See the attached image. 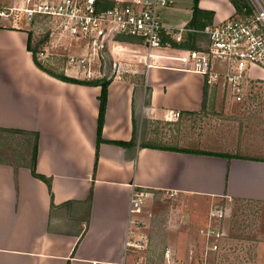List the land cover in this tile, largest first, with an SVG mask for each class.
Wrapping results in <instances>:
<instances>
[{"label": "crops", "instance_id": "1", "mask_svg": "<svg viewBox=\"0 0 264 264\" xmlns=\"http://www.w3.org/2000/svg\"><path fill=\"white\" fill-rule=\"evenodd\" d=\"M192 7L193 0H173L160 11L161 20L185 29ZM198 8L208 24L243 14L231 0H198ZM30 33L0 26V145L11 147L0 148V264H175V241L167 240L169 259L160 255L157 262L126 247L132 190L148 192L141 212L133 215L144 233L149 218L143 208L159 195L191 202L192 213L208 203V216L215 203H264V156L185 153L136 139L143 121H164L165 111L199 112L214 93L202 75L139 66L137 74L108 81L104 141L97 143L101 86L64 81L38 68L37 40ZM205 41L196 33L192 46ZM209 220V228L221 225L213 216Z\"/></svg>", "mask_w": 264, "mask_h": 264}, {"label": "built area", "instance_id": "2", "mask_svg": "<svg viewBox=\"0 0 264 264\" xmlns=\"http://www.w3.org/2000/svg\"><path fill=\"white\" fill-rule=\"evenodd\" d=\"M242 15L220 23H209L202 30L169 28L159 9L173 0H10L0 10L9 19L7 27L21 28L19 18L29 22L28 31L36 34L40 60L62 62L64 75L85 81L122 79L138 73V67L165 66L194 71L204 78L211 92H221L225 101L243 102L257 77L253 68L264 71V5L249 0ZM189 32L202 34L206 41L192 46ZM36 44V43H35ZM190 45V46H183ZM179 110L163 112L164 121L176 122ZM146 191L132 190L126 247L146 248L140 228ZM226 207L213 204L209 217L221 221ZM132 228V229H131ZM208 251H216L222 228L203 231ZM170 251H165L169 259Z\"/></svg>", "mask_w": 264, "mask_h": 264}, {"label": "rangeland", "instance_id": "3", "mask_svg": "<svg viewBox=\"0 0 264 264\" xmlns=\"http://www.w3.org/2000/svg\"><path fill=\"white\" fill-rule=\"evenodd\" d=\"M9 3L10 0H0V10ZM162 9H159L161 19ZM8 22V18L0 17V26ZM18 25L25 30L30 27L25 18H19ZM37 42L34 52L42 67L64 74L62 62L48 64L39 59L36 53L40 46ZM250 74L252 77L264 76L257 68H253ZM142 124L143 128H137L136 135L140 145H167L263 157L264 79L252 83L243 102L225 101L221 92L216 91V95L214 92L206 97L204 107L194 115L181 116L176 122L146 120ZM8 146L3 143L0 148L8 151L11 149ZM251 148L259 149L255 152ZM220 204L227 205V214L218 221L221 228L223 224L225 231L222 229L224 235L218 239L216 251L207 250V244L214 239L206 238L203 234L210 227L208 203L198 210L194 209L192 213L191 202L186 204L160 195L147 209L142 207L149 218L147 233L141 230L145 238H132L139 243L146 240V248H130V251L145 261L152 258L153 262H157L155 259L160 255L165 258V247L168 245L167 240H170L172 244L175 241V254L172 256L175 264H209L212 258L214 264H264V203L232 201ZM130 255H127V261Z\"/></svg>", "mask_w": 264, "mask_h": 264}, {"label": "trees", "instance_id": "4", "mask_svg": "<svg viewBox=\"0 0 264 264\" xmlns=\"http://www.w3.org/2000/svg\"><path fill=\"white\" fill-rule=\"evenodd\" d=\"M234 5L236 6V9L239 13L242 12L243 7H246V2H243V6L238 2V1H242V0H231ZM193 15H192V19L190 20V22L187 25V28L189 29H194L196 31L202 30L204 28V26L208 23L202 21L203 15H204V11L200 10L198 8V0H193ZM208 15H210V13H208ZM30 33V32H29ZM31 34V33H30ZM195 32H189L188 33V37L191 40V42L193 43V39L195 37ZM183 46H190V45H184ZM37 47V46H35ZM28 48H30V45H28ZM32 50V49H31ZM33 60L34 63L36 64V66L38 68H40L43 71H46L48 73L54 74V72L45 69L44 67H42V65L37 61L35 53L33 52ZM56 77L64 80V81H68V82H73V83H78V84H87V85H100L101 86V92L99 95V111H98V119H97V143H100L102 141H104L101 138V131H102V124H103V119H104V112H105V108H106V101H107V86H108V81L106 80H102L101 82L97 83L98 81H85V80H80V79H76V78H72V77H68L64 74H55ZM204 95L206 96V93L204 92ZM205 101V99H204ZM204 107V102L202 103V108ZM197 112H189L186 113L188 115H194ZM116 144H119L121 146H126V145H131L132 142H128V143H124V142H115ZM163 149H168V150H176V151H180V152H185V153H194V154H201V155H211V156H220V157H230V155L228 154H223V153H216V152H211V151H205V150H192V149H185V148H176V147H169V146H163ZM35 147H34V152H33V158H32V170L34 168V159H35ZM34 172V170L32 171ZM35 174V173H34ZM38 176V175H36ZM41 177V176H38ZM43 178V177H41ZM213 254V253H212ZM209 264H214V259L212 258V262H210L209 259Z\"/></svg>", "mask_w": 264, "mask_h": 264}]
</instances>
